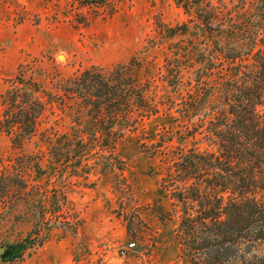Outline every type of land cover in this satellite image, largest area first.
<instances>
[{
	"label": "trees",
	"instance_id": "obj_1",
	"mask_svg": "<svg viewBox=\"0 0 264 264\" xmlns=\"http://www.w3.org/2000/svg\"><path fill=\"white\" fill-rule=\"evenodd\" d=\"M104 2L81 0L83 6ZM176 4L195 31L187 25H160L159 36L171 40L188 34L198 40L200 48L193 47L188 59L200 65L195 80L200 97L187 94L192 100H185L180 112L188 122L178 124L177 146H169L171 136L154 147L157 152L172 149L162 154L166 168L161 189L169 194L177 216L182 264H264V0ZM177 53L181 50L165 60L168 73L176 74L168 83L176 87L181 58H187V53L181 58ZM23 69L0 93V136L9 137L16 149L39 139L47 146L49 162L32 164L33 189L39 188L31 202L34 233L9 246L3 262L20 257L28 245L40 247L67 203L63 192L42 190L38 181L45 176L49 182L64 171L83 172V159L97 147L108 160L105 168L113 170L115 145L161 111L149 96L151 74L158 69L153 62L145 67L137 57L108 70L92 66L67 80H52L50 90ZM53 110L68 118L69 131L43 128L45 113ZM186 139L189 146L183 143Z\"/></svg>",
	"mask_w": 264,
	"mask_h": 264
},
{
	"label": "rangeland",
	"instance_id": "obj_2",
	"mask_svg": "<svg viewBox=\"0 0 264 264\" xmlns=\"http://www.w3.org/2000/svg\"><path fill=\"white\" fill-rule=\"evenodd\" d=\"M160 25H187L195 31L176 0H105L98 7L83 6L81 0H0V93L20 67L50 90L52 80H67L92 66L108 70L137 57L145 67L153 62L158 69L151 74L149 96L161 109L115 145L113 170L105 168L107 159L97 147L83 159V172L64 171L49 182L45 176L38 181L42 190L63 192L67 203L40 247L28 245L20 257L5 262V250L34 233L31 202L39 188L33 189L32 164L39 159L45 165L49 156L39 139L16 149L1 135L0 264H182L177 216L161 189L166 168L162 154L177 146L178 124L188 122L180 112L184 101L192 100L187 94L200 97L195 81L200 65L188 59L200 45L188 34L163 40ZM178 49L177 58L184 53L187 58H181L176 87L168 83L176 74L168 73L165 60ZM198 118L190 119V125ZM43 122L44 129L69 131V120L59 110L47 111ZM171 136L172 149L155 151L160 138ZM183 143L189 146L188 139ZM123 249L128 250L125 255Z\"/></svg>",
	"mask_w": 264,
	"mask_h": 264
},
{
	"label": "built area",
	"instance_id": "obj_3",
	"mask_svg": "<svg viewBox=\"0 0 264 264\" xmlns=\"http://www.w3.org/2000/svg\"><path fill=\"white\" fill-rule=\"evenodd\" d=\"M134 246H135L134 244H130V245H129V249L134 248ZM127 251H128L127 249H123V251H122V255H125V254L127 253Z\"/></svg>",
	"mask_w": 264,
	"mask_h": 264
},
{
	"label": "water",
	"instance_id": "obj_4",
	"mask_svg": "<svg viewBox=\"0 0 264 264\" xmlns=\"http://www.w3.org/2000/svg\"><path fill=\"white\" fill-rule=\"evenodd\" d=\"M4 252V250L0 249V253L2 254Z\"/></svg>",
	"mask_w": 264,
	"mask_h": 264
}]
</instances>
